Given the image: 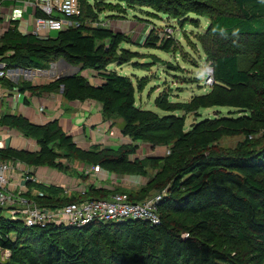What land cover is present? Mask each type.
I'll return each mask as SVG.
<instances>
[{"label":"trees","instance_id":"1","mask_svg":"<svg viewBox=\"0 0 264 264\" xmlns=\"http://www.w3.org/2000/svg\"><path fill=\"white\" fill-rule=\"evenodd\" d=\"M232 2L237 14L219 9L210 16L194 0H80L81 25L55 37L43 40L23 35L16 22L8 29L0 40V63L7 69L49 70L52 63L63 59L81 72L96 71L103 81L95 86L75 74L40 87L20 83L21 92L57 93L63 87L62 96L69 102L94 101L102 107L105 121H123L121 133L133 143L115 150L85 151L57 120L39 126L21 115H5L0 125L35 141L39 151L7 148L0 150V161H20L31 168L46 166L67 173L71 169L64 162L83 160L115 176L143 178L148 165L162 166L159 178L163 179L158 178L160 183L151 180L150 189L133 192L91 185L84 194L68 196L60 187L40 185L43 194L31 199L41 207L58 209L70 203L106 200L119 191L137 203L143 202L152 188L166 189V193L157 207V225L129 220L94 222L83 228L26 227L6 217L0 208V264H264V0ZM116 6L123 11L148 8L173 19L190 14L208 17L210 24L199 41L213 68L211 92L182 104L169 102V95L161 96L157 104L168 113L164 117L138 106L136 92L142 85L135 86L131 77L109 69L136 58L137 53L123 48L130 41L110 28L86 23L88 18L99 21L102 13L115 17L110 9ZM237 39H244L249 45L247 52L254 53L252 68L247 57L217 46ZM155 41L148 35L144 45L157 48ZM170 45L165 42L163 49ZM0 81L10 89L16 87L7 79ZM247 88L253 91L252 99L241 97ZM225 106L239 114L206 118L186 130L188 112ZM182 111L184 115H175ZM217 124L240 129L244 141L234 150L216 149L218 137L208 129ZM162 132H169L182 151H175L176 156L170 159L151 156L131 160L139 143L163 144ZM4 252L10 254L8 258Z\"/></svg>","mask_w":264,"mask_h":264},{"label":"rangeland","instance_id":"2","mask_svg":"<svg viewBox=\"0 0 264 264\" xmlns=\"http://www.w3.org/2000/svg\"><path fill=\"white\" fill-rule=\"evenodd\" d=\"M194 3L201 7L200 10L202 12L210 16L214 15L219 9L228 14L238 13L237 7L232 0H194ZM126 6L123 5L124 8H127ZM110 10L113 11L112 13L115 17H109L108 13H102L98 17L99 21L88 18L86 23L94 27L100 25L110 28L115 32L122 33L130 41L124 44L123 48L137 53L136 58L123 66L111 65L109 69L131 77L135 86L142 85L136 92L138 106L144 110L155 112L159 117H164L168 113L157 104V100L161 96L169 95V102L182 104L190 103L193 98L211 92V87L213 86V68L199 41L201 36L205 35L207 26L210 24L211 20L208 17L190 14L185 19H173L164 13L140 7L123 11L122 8L116 6ZM57 35L58 32L52 36L55 37ZM148 35H151L152 39H156L157 48L146 47L144 45L145 38ZM167 41H170L171 45L168 50H164L163 46ZM217 46L222 47L225 51L229 50L242 54L241 57H247L249 65L251 64L250 68L253 67L252 59L255 55L254 53L247 52L249 45L244 39H237L230 43L218 44ZM156 59L169 63L168 65H171V67L158 62ZM134 63H138V65L135 66ZM257 66L255 65L259 71L261 67ZM72 67L74 68V66ZM73 71L76 74L82 75L79 67H75ZM85 71H88L86 72L88 80L93 81V77H91L92 72H89V69ZM60 91L63 92V87L60 88ZM240 94L243 99L253 98L251 88L244 89ZM184 114V111L175 113V115L179 116ZM235 114H239V112L227 106L200 109L198 111L192 110L185 114L186 130L191 129L194 124L206 118H228ZM208 131L218 137L215 147L221 151L234 150L245 139L244 135L239 134L241 130L230 124H217L208 129ZM159 135H163L164 137L163 144L154 147L147 142L139 143V150L136 155L131 157V160H145L150 156L168 157L170 159L176 156L174 154L175 151H182V147L178 148L176 140L171 138L169 132H162ZM64 163L71 169L68 172L70 176L74 178L83 177L84 179L81 180L86 182V184H90L89 181L91 179H97L96 177L92 178L91 172L94 173L93 167H90L83 160L75 163ZM146 169V178L136 175L115 176L111 174L112 176H109L107 174L108 178H106V181H110L111 179L114 181L112 182L114 187L118 185V188L126 191L128 189L121 187L125 182L135 185V188L128 190L133 192H138L141 188L148 189V183L151 180L155 179L156 183H160L158 178L162 174V166L148 165ZM101 173L106 177L103 169H101ZM160 189L152 188L149 190L144 200L155 199L159 196L163 199L166 189Z\"/></svg>","mask_w":264,"mask_h":264},{"label":"crops","instance_id":"3","mask_svg":"<svg viewBox=\"0 0 264 264\" xmlns=\"http://www.w3.org/2000/svg\"><path fill=\"white\" fill-rule=\"evenodd\" d=\"M15 1L0 0V40L8 29L14 26L12 16L15 12ZM17 29L22 34H28L30 29L29 20L27 19L21 23L17 22ZM73 70H75V67L73 68L64 60L53 63L49 70L7 69L4 63H0V71L4 72V77L0 79H7L16 86L10 89L0 81V118L5 115H21L39 126L57 120L62 130L67 135L72 136L76 144L85 151L96 148L98 150H115L121 146L131 145L133 142L121 133L123 121H105L102 116V107L98 103L94 101L69 102L62 96V91L59 93L33 94L29 91L23 93L17 87L24 82L31 84L33 87L46 86L59 78L75 75L76 73ZM79 71H81L80 68ZM86 72L88 71H83L82 76L88 79ZM89 72H92L91 77H93V81H90L91 84L100 86L103 81L97 75V72L92 70ZM41 108L44 109L42 112H40ZM111 132L114 133L113 136L110 135ZM0 135L8 136L6 142L9 148L19 151H39L35 141L25 138L16 129L0 125ZM31 171L33 181H30V183L33 186L31 188L27 186L26 193H24L26 197L30 195V198L43 194L38 187L40 185L60 187L68 196L75 193L82 194V191H86L91 185L112 190L119 189L118 185L114 187L112 183L114 181L111 179L106 181L107 174L112 176L107 171H104L106 177L103 173L95 174L91 172L92 178L96 177L97 179H91L90 184H86L81 180L84 178H74L68 172L63 173L46 166L33 167ZM121 187L129 190L136 186L125 182ZM4 214L8 217L5 211Z\"/></svg>","mask_w":264,"mask_h":264},{"label":"built area","instance_id":"4","mask_svg":"<svg viewBox=\"0 0 264 264\" xmlns=\"http://www.w3.org/2000/svg\"><path fill=\"white\" fill-rule=\"evenodd\" d=\"M15 2L13 22L21 23L28 19L30 24L28 34L37 38L46 40L53 37L56 32L61 33L81 25L80 0H16ZM1 77H4L2 71H0ZM43 110L41 108L40 112ZM110 135L113 136L114 133L111 132ZM7 138V135H0V150L9 148ZM93 172L101 173L100 166L93 167ZM31 175V167L20 161H0V208L4 209L8 218L19 220L26 227L57 225L83 228L94 222L120 223L129 220H141L152 225L160 223L157 207L162 201L161 196L137 203L132 202L127 193H116L106 200H86L70 203L58 209L41 207L24 194L28 183L33 181ZM84 193L85 191H82V194ZM3 255L4 258H8L10 254L4 252Z\"/></svg>","mask_w":264,"mask_h":264}]
</instances>
